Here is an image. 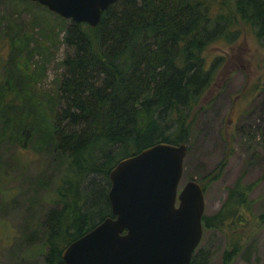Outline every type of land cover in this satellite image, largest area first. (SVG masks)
Masks as SVG:
<instances>
[{
    "label": "trees",
    "instance_id": "obj_1",
    "mask_svg": "<svg viewBox=\"0 0 264 264\" xmlns=\"http://www.w3.org/2000/svg\"><path fill=\"white\" fill-rule=\"evenodd\" d=\"M4 1L53 12L36 1ZM43 15L25 7L1 27L10 47L8 66L18 68L20 54L27 66L17 77L7 69L0 84V139L5 135L55 160L60 176L53 204L36 226L25 222L19 238L25 253L42 255L44 264H65L63 248L111 215L109 174L119 159L157 141H188L217 64L216 58L207 62L205 49L232 41L240 24L264 47V0H115L96 27L57 13L59 24L50 23ZM63 44V71L52 92L42 91L46 99L38 98L32 78L39 74L27 67L35 54L45 59L44 50ZM262 169L250 181L239 173L225 186L217 209L201 217L203 230L222 235L220 264L244 249L248 221L264 223V206L252 214L250 199ZM259 198L264 200V191ZM208 260L209 253L198 248L188 264Z\"/></svg>",
    "mask_w": 264,
    "mask_h": 264
},
{
    "label": "rangeland",
    "instance_id": "obj_2",
    "mask_svg": "<svg viewBox=\"0 0 264 264\" xmlns=\"http://www.w3.org/2000/svg\"><path fill=\"white\" fill-rule=\"evenodd\" d=\"M25 7L33 14H44L50 23L60 22L54 11L49 13L33 4ZM25 7L12 6L0 0V84L5 80L7 69L17 77L22 72L20 69L27 66L23 54L18 57V68L8 66L10 47L2 36L1 28L7 18L13 19ZM65 49L64 44L51 50L42 49L45 59L40 60L37 54L32 57L27 69L29 74L30 71L39 74L32 78L37 84L33 91L38 98L46 99L47 95L42 91L52 92L54 79L63 71L61 60ZM203 55L207 62L216 58L217 64L213 81L197 103L196 116L190 125L178 187L186 178H194L202 187L203 213L206 214L217 209L225 195V186L239 173L243 172V180L250 181L263 170L264 89L260 86L264 83V47L258 43L248 25L240 24L232 41L210 44ZM36 59L41 61L39 65ZM44 60L42 69L40 65ZM2 139L0 264H44L42 255L25 253V244L19 237L25 222L36 226L42 213L53 204V189L60 171L56 169L57 164L51 155L35 148L21 147L5 135H2ZM222 159L226 163L221 172L215 179H209L220 167ZM263 191L264 177L251 190L252 214L258 213L264 206L263 198H259ZM244 227V249L232 255L226 264H264V223L258 224L252 218ZM198 248L209 253V264H220L223 248L221 233L212 229L203 230L195 250Z\"/></svg>",
    "mask_w": 264,
    "mask_h": 264
},
{
    "label": "water",
    "instance_id": "obj_3",
    "mask_svg": "<svg viewBox=\"0 0 264 264\" xmlns=\"http://www.w3.org/2000/svg\"><path fill=\"white\" fill-rule=\"evenodd\" d=\"M63 18L100 23L115 0H31ZM186 143L157 141L114 165L111 215L63 248L65 264H188L202 234L201 185L178 187Z\"/></svg>",
    "mask_w": 264,
    "mask_h": 264
}]
</instances>
